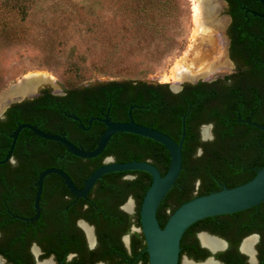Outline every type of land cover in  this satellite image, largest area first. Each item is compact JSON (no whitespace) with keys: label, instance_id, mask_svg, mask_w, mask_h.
Instances as JSON below:
<instances>
[{"label":"flooded vegetation","instance_id":"af4514ba","mask_svg":"<svg viewBox=\"0 0 264 264\" xmlns=\"http://www.w3.org/2000/svg\"><path fill=\"white\" fill-rule=\"evenodd\" d=\"M224 2L229 21L225 29L228 61L225 58L223 66L228 65L230 71L221 75H199L167 88L172 94H178L182 90H186L187 94L195 91L203 93V103L197 107L192 100L184 104L185 119L188 116V124L185 125L188 136L185 134L182 152L186 146V153L194 157L198 148L203 149L204 155L207 145L217 140L218 129L213 113L221 108L222 89L237 85L242 92H246L249 90L248 85L253 84L247 79L249 65L243 61L246 58L242 55L244 43L239 41L236 35L230 2ZM250 11L246 9V14ZM66 94L62 88H53L51 83L44 82V86L33 98L14 102L3 110L6 101L0 104V116L4 117L0 119V264H41L45 261L50 264H113L112 260L105 259L107 256L104 257L100 251V228L96 222L105 221L106 217L99 215L97 204H111L105 210L106 216L111 209L115 213L122 211L132 215L136 209V193L142 183L149 180L150 175L141 170L109 172L95 182L86 197L76 198L60 175L49 173L42 181L38 201L39 216L36 220H30L37 212L36 195L41 171L52 167L62 169L71 177L77 188H82L88 176L98 168L89 163L88 159L91 158H82L79 161L63 144L43 139L28 128L19 132L9 154L12 134L18 125L23 123L34 125L44 132L63 135L83 149L96 146L102 133L94 138L76 132L75 125L63 123L61 118L56 116L65 112L61 104L48 109L41 100L45 96L59 98ZM65 114L71 119V116H75ZM154 115L158 113L141 111L137 114L138 121L133 119L139 124L153 127L149 124L150 117L156 118ZM251 115L244 119L238 117L237 120L250 124L247 119L255 122ZM112 121H128V118L120 117ZM143 121L145 124L141 123ZM77 122L82 128L80 124L83 122L80 119ZM169 122L167 119L162 122L163 129L167 130L163 132L178 142L181 136L178 138L177 128ZM209 124L214 127L209 128ZM99 129L104 132L105 125L102 123ZM212 135L215 137L213 141L202 142ZM113 136L104 149L108 154L100 158L101 164L111 157L115 162L147 161L157 167L156 162L160 157L164 158L166 148L158 141L135 134ZM116 152L121 155V161H117ZM239 156L240 158L235 160L237 165L231 166L235 171L234 176L238 177L237 179L248 178L258 169L252 160L257 162L260 153L244 148ZM13 158L15 165L12 163ZM248 162H251L250 165H245ZM218 184L220 188L225 185L219 181ZM200 185L201 180L198 178L194 186L198 188ZM129 200L133 202L131 213L126 210L131 208ZM91 209L94 211L91 212ZM221 216V219L202 221L186 229L180 240L178 264H264V202L259 206ZM132 227L140 228L131 224L129 232L120 236V258L116 259H120L121 264H141L140 258L144 253L147 254L146 247H142L143 240L141 245L133 249L134 233L142 232L133 230ZM62 233L66 239L62 238ZM125 236H128V242L125 241ZM139 237L142 238L141 235Z\"/></svg>","mask_w":264,"mask_h":264},{"label":"rangeland","instance_id":"374dc122","mask_svg":"<svg viewBox=\"0 0 264 264\" xmlns=\"http://www.w3.org/2000/svg\"><path fill=\"white\" fill-rule=\"evenodd\" d=\"M194 1L26 0L28 12L10 25L13 38L0 36V95L31 73L47 74L51 86L63 90L130 79L173 87L187 81L173 76L177 64L196 68L205 57L223 66L226 3L213 0L216 12L204 33ZM138 9L149 11L144 20ZM149 24L162 30H148ZM227 66L211 75L228 73Z\"/></svg>","mask_w":264,"mask_h":264},{"label":"trees","instance_id":"16d2710c","mask_svg":"<svg viewBox=\"0 0 264 264\" xmlns=\"http://www.w3.org/2000/svg\"><path fill=\"white\" fill-rule=\"evenodd\" d=\"M229 2L234 19V27L237 30L236 35L238 40L244 43L243 54H241L246 57L243 61L249 65L247 79L253 84L248 85L249 90L246 92H242L237 85L222 89L221 108L213 113L215 126L218 129L217 140L207 145L208 147H206L207 149L203 156L195 158L186 153V146L183 148L182 168L178 178L157 208V219L161 227L164 226L168 217L180 204L196 196L220 190L218 181L230 188L251 179L255 172L248 178L237 179L238 177L234 176L235 171L231 167L237 165L235 160L240 158L239 154L243 152L244 148L259 151L260 158H257V162L253 159L252 163H255L257 168L264 165V131L237 120L238 117L244 119L252 114L251 119L264 126V18L251 12L246 14V9L262 13V5L258 0H229ZM27 12L28 5L26 0H4L3 8H0V36L5 37L7 40L13 38L10 25L13 23L16 26L18 16L19 20H21L20 15L25 16ZM148 12L147 10L138 9L137 16H139L140 20H144ZM151 28L162 30L161 26L152 27L151 24L146 29L150 30ZM167 88V84L155 86L141 80H109L107 82L69 88L65 90L67 93L65 96L59 98L45 96L41 100L48 109L58 107L61 104L65 112H62L60 116L56 114V116L60 117L63 123L69 122L75 125L76 132L87 134L94 138L103 133L100 129L98 130L102 123L94 120L91 127L84 130L78 126L77 121L67 118L65 113L77 116L84 126L87 127L88 120L92 116H101L107 111L112 120H118L120 117L127 119L129 108L133 106L131 113L135 120L138 121L137 114L141 111L157 112L158 115H154L156 118L150 117L151 124L149 125L167 132L162 127V122L167 119L170 121V125L177 128V135L180 138L182 116L186 113L184 104L192 100L197 107V105L203 103V93L195 91L187 94L186 90H182L178 94H172ZM185 120V125L187 126L188 116ZM141 123L145 124L144 121ZM58 131H64V129H58ZM187 131L186 127V136H188ZM120 135L133 134L117 133L114 136L118 137ZM94 147L91 146L84 149L92 150ZM107 154L108 151L104 150L97 157L88 159L89 163L93 167H100L102 165L100 158ZM115 157L117 161L122 160L118 152L115 153ZM77 160L81 161L82 158L78 157ZM169 161V153L165 150L164 158L160 157V160L156 162L162 175L166 172ZM250 163L248 162L245 165H250ZM198 178L201 180V185L195 188L194 182ZM150 183L151 177L149 176L148 182H143L139 187V191L136 193V209L132 215L122 211L115 213L111 209V212L106 216L105 210L111 204H97L99 215H104L103 218L106 217L105 221L96 222L98 228H100V251H102L104 257L105 255L107 256L105 259L112 260L113 264H121V260L116 259V257L120 258L118 254L121 243L120 236L129 232L131 224L140 227V205ZM131 188L133 189L134 185ZM91 208L94 207L91 206ZM94 209H91V212ZM96 214L98 215V213ZM221 217V215H218L204 218L195 222L189 228L202 221L215 220V218L221 219ZM131 219L133 220L131 221ZM140 235L142 238L139 237ZM61 236L66 239L63 233ZM133 238V249L141 245L142 240V247H146L142 233H134ZM121 259L125 260L126 258ZM140 261L141 264H148V255L144 253ZM130 262H132V259Z\"/></svg>","mask_w":264,"mask_h":264},{"label":"water","instance_id":"95a60500","mask_svg":"<svg viewBox=\"0 0 264 264\" xmlns=\"http://www.w3.org/2000/svg\"><path fill=\"white\" fill-rule=\"evenodd\" d=\"M258 1L262 5V13L254 11L250 12L264 18V0ZM210 4H212V6L216 5L213 1H211ZM216 7L217 5L215 6V10L211 16L215 14ZM226 18V22H228L229 16ZM222 27L224 28V25ZM224 39L227 40L225 33ZM226 45L228 46V40ZM225 55L228 61L227 49H225ZM23 78L24 77L20 80ZM19 81L12 84L8 89L16 85ZM43 86L44 83L38 84L33 93H28L22 97L14 98L8 101L3 105L2 110L6 109L14 102H20L26 98H33V96H35L38 90ZM132 108L133 106H131L128 111V121H112L107 111L100 117L92 116L88 120L87 127L80 124L83 129H88L94 120L100 121L105 125L104 132L101 134L96 146L92 150H85L82 147L75 145L63 135L44 132L34 125L23 123L19 124L17 129L12 134V143L9 154L14 147L19 132L23 128L30 129L34 134L43 139L53 140L63 144L68 152L81 158L97 157L103 152L110 138L117 133H131L158 141L166 148L170 157L169 166L163 175L159 171L158 167L147 161L134 160L128 162H115L113 159L109 160L108 157L106 158L104 164L88 176L85 180L84 186L82 188H77L71 177L64 170L53 167L44 169L38 176V192L36 195L37 212L34 217L30 218V220H36L39 216L38 201L42 181L49 173H56L60 175L70 192L76 198H79L86 197L95 182L106 173L132 170L145 171L151 176V183L149 188L146 190L140 205V228L132 227V229L143 233L146 244L145 251L148 255V264H178L181 237L186 229L192 224L207 217L231 214L254 206H259L260 203L264 202V165L256 169L254 176L244 183L230 188L223 185L220 190L196 196L180 204L168 217L164 226L161 227L157 219V208L167 192L172 186H174L182 168V144L186 134L185 115L182 116L181 138L177 142L159 129L135 122L131 114ZM71 117L74 120L79 121L77 116ZM247 122L264 131L263 125L252 122L250 119H247ZM128 203L131 204V208H124L131 213L133 212V202L132 200H129ZM125 241L128 242V236H125Z\"/></svg>","mask_w":264,"mask_h":264},{"label":"bare ground","instance_id":"6f19581e","mask_svg":"<svg viewBox=\"0 0 264 264\" xmlns=\"http://www.w3.org/2000/svg\"><path fill=\"white\" fill-rule=\"evenodd\" d=\"M211 1H213V0H196L193 3V10H194V14H195V21L197 23V29H198V31L199 30L203 31V29H205L206 32H204V33H207L209 28L211 27L210 26L211 24L207 25L206 23H207V20L209 19V16L215 10V6H216L215 4H214L215 6H212V4H210ZM214 58H215V56H214ZM204 59H205V57L203 58L202 61L200 59V62L198 63L199 65L196 66V69H194V67H192V65L189 63L186 65L177 64L173 70V76L176 79H178L179 81H181V80L195 78V77H198L199 75H206L208 73L212 74L220 65L223 64V63L221 64V62H220V65L216 66L212 62H204ZM220 60H223V59H220ZM206 61H208V60H206ZM50 81H51V78L47 74L31 73V74L25 76L16 85H14L10 89H8L5 93L0 95V104L5 102V101L7 103L8 101H10L14 98L22 97L25 94L33 93V91L35 90V87L38 84L44 83V82H50ZM41 264H50V262L45 261ZM208 264H212V263H208Z\"/></svg>","mask_w":264,"mask_h":264},{"label":"clouds","instance_id":"9594fccd","mask_svg":"<svg viewBox=\"0 0 264 264\" xmlns=\"http://www.w3.org/2000/svg\"><path fill=\"white\" fill-rule=\"evenodd\" d=\"M0 119H4V117L3 116H0ZM207 126L209 128H213L214 127L213 124H209ZM214 139H215V137H214V135H212V136H209L206 139H204L202 142H205V143L206 142H211ZM201 156H203V149L202 148H198L197 151H196V153H195V158H200ZM108 159L111 160L112 158L109 157ZM12 163H13V165H15V163H16L15 158L12 159Z\"/></svg>","mask_w":264,"mask_h":264}]
</instances>
